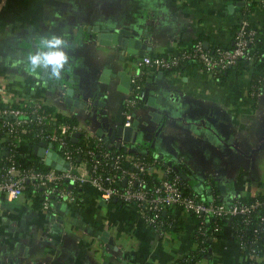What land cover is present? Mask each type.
<instances>
[{"label": "crops", "instance_id": "obj_1", "mask_svg": "<svg viewBox=\"0 0 264 264\" xmlns=\"http://www.w3.org/2000/svg\"><path fill=\"white\" fill-rule=\"evenodd\" d=\"M244 3L0 0V102L38 100L75 115L83 129L107 133L125 118L129 92L118 87L119 77L110 85L100 77L105 68L133 74L140 66L114 45L100 44L94 26L131 30L149 46L145 55L177 52L198 39L205 47L232 45ZM250 19L264 36V0H257ZM52 34L73 46L70 70L60 81L49 79L50 69L27 70L28 53L39 51L40 38ZM145 77L141 102L148 106L135 110L141 130L136 141H124L127 152L173 161L185 171L186 186L206 198L228 202L264 194V84L252 93L251 70L230 67L216 78L193 64L148 69ZM151 110L161 114L159 120ZM24 144L28 154L31 146ZM80 185L76 200L53 199L48 208L36 205L27 191L13 200L0 196V264H180L196 249L193 214L171 207L178 228L160 234L135 205L102 198L87 181ZM261 258L264 263V248ZM188 264H249V257L225 223L207 251Z\"/></svg>", "mask_w": 264, "mask_h": 264}, {"label": "built area", "instance_id": "obj_2", "mask_svg": "<svg viewBox=\"0 0 264 264\" xmlns=\"http://www.w3.org/2000/svg\"><path fill=\"white\" fill-rule=\"evenodd\" d=\"M250 22L244 15L241 17L232 46L205 47L203 41L198 39L189 48L177 52L139 57L137 64L140 68L131 77L132 88L126 100L124 124L133 122L137 105L146 96L143 78L148 69L172 71L185 62H191L215 76L236 64L240 58L254 61L255 55L249 47L257 30ZM261 87H253L252 93L256 94ZM3 103L0 105V196L9 200L19 197L30 186L34 191H41L42 207L48 208L53 199L76 200L78 195L73 185L87 181L102 198H116L135 205L141 218L160 234L169 230L175 221L176 216L168 212L171 207H180L199 217L201 232L205 234L204 225L210 218L237 214L247 218L254 208L262 204L260 199L251 202L238 198L228 202L216 201V197L206 198L196 192L185 191L181 174L160 154L146 158L111 149L102 135L83 129L79 124L62 122L56 128L49 129L44 124L46 115L39 111L43 102L38 100ZM33 119L40 125V141L54 144V150L69 164L67 169L50 167L43 170L21 166L14 160L11 150L22 151L20 134L30 130ZM77 131L84 134L83 139L87 143L90 139L94 140L93 146H72L69 140ZM50 150L52 148L48 146L45 153ZM81 166L85 172L80 170ZM165 214H169L170 218H165ZM218 231L216 224L213 232ZM259 250L257 245L252 249L251 256L257 255Z\"/></svg>", "mask_w": 264, "mask_h": 264}, {"label": "trees", "instance_id": "obj_3", "mask_svg": "<svg viewBox=\"0 0 264 264\" xmlns=\"http://www.w3.org/2000/svg\"><path fill=\"white\" fill-rule=\"evenodd\" d=\"M245 1V0H244ZM257 0H246L242 10L243 15L245 18H248L250 21V14L253 11V8L256 4ZM252 26H254L257 30V33L255 35L254 40L250 44V51L255 55V60L251 61L247 58H240L236 64L232 65L231 67L239 68V69H248L251 70V82L253 84L254 88L260 87V85L264 84V36L260 32L259 28L251 21L250 22ZM239 22L237 23L235 27V32L238 29ZM235 38V36H234ZM233 45V43H232ZM227 45V46H232ZM214 47V46H213ZM212 48V47H210ZM193 63L191 62H185L177 67V70L179 69H185L190 66H192ZM230 68V67H229ZM228 69V68H227ZM223 70L222 72H218L215 77L220 78L222 76H225L226 70ZM146 77L143 78V81H145ZM4 103L0 102V105H3ZM39 111L42 114L46 115L47 120L45 121V126L49 129L56 128L60 123L66 122L69 124H79V121L75 115H65L60 111H57L54 106L47 105L45 103H42ZM33 118V114L31 115ZM44 124H41V126H44ZM40 131V125L36 123V119H33L30 125V130L28 132H22L20 134L22 142L28 143L30 142L32 144L31 150L28 154L22 152L20 149L11 150V154L14 158V160L21 164V166H33L38 169L47 170L50 168L49 165L45 164L40 160V158L33 153L34 145L40 141L38 137V133ZM1 135V133H0ZM84 134L79 137L78 141H74L73 139L69 140L70 144L72 146H78V145H84V146H93L94 140L90 139V141L87 143V140L84 141L83 139ZM87 143V144H86ZM110 145L111 149L119 150V151H125L123 147H117L111 143H107ZM127 152V151H125ZM128 153V152H127ZM135 154V153H134ZM140 156H145L146 158H150V155H142L138 154ZM168 161V160H167ZM4 162V161H2ZM169 162V161H168ZM80 184L75 183L73 185L76 192L80 191ZM183 188L185 191H191L188 186L184 183L183 179ZM27 193L33 198L34 203L38 206L42 207V193L41 191L37 190L34 191L29 186L27 188ZM238 199H241L243 201H254L256 199H260L262 201V204L254 208L248 215L247 218L244 217L242 214H237L234 216H228V217H220V218H210L205 226V234H203L200 229L199 224V217L195 216L196 221V239H197V247L196 249L189 254V256L186 259L181 260L180 264H188L190 262H193L200 258L201 255H203L209 246V241L211 237H215L219 234V232L222 229V225L225 223H228L231 225V227L235 230V238L239 241L241 252L243 255L249 257V264H264L263 260L261 258L262 250L264 248V194H259L255 196H249V197H237ZM219 200L218 198L216 201ZM122 202V201H121ZM165 218H170L169 214H165ZM247 220H244V219ZM218 224L219 231L213 232L214 226ZM179 225V218L176 216L175 221L171 227H169V230L177 229ZM257 245H259L260 250L258 251L257 255L251 256L252 249L255 248ZM145 264V263H141Z\"/></svg>", "mask_w": 264, "mask_h": 264}, {"label": "water", "instance_id": "obj_4", "mask_svg": "<svg viewBox=\"0 0 264 264\" xmlns=\"http://www.w3.org/2000/svg\"><path fill=\"white\" fill-rule=\"evenodd\" d=\"M93 28L97 30V38L100 44L114 45L122 53L128 54L129 56L131 55V59L129 60V62L131 63L134 62L135 64H137L139 57L145 55L146 50L149 48L147 43L142 38L136 37L132 34L131 30H128L126 28H118L116 26L108 29H102L100 26H96V28L94 26ZM66 75L67 72H64L62 74L63 78L67 77ZM117 77L120 78V85L118 87L120 89H123L122 87L125 86L126 88H124V90L129 92L132 88V74L129 72L128 68H122L117 71H113L112 68H105L100 79L107 85H110L113 80H116ZM66 94V101L68 102V105L72 106L73 104H76V100H74L72 97L73 87H69L66 91ZM137 106L138 109H140L141 107H146L148 105L140 102ZM138 109L136 108V110ZM149 114L154 116L155 119L157 118V120H159V115H161L152 110L149 111ZM140 130V120L138 118H135L130 125H125L123 119L117 128H111L110 131L106 133L100 127L97 130V133L102 135L107 143H114L117 147H123L124 141H136ZM80 135L81 132L77 131L74 133L72 139L74 141H78ZM48 146L51 147L52 150L45 153V150ZM124 149L125 151H127L126 147H124ZM33 153L37 155L42 162L49 165L50 167H55L57 169L63 170L69 167V164L65 161L63 156L60 155L56 150H54V144H52L51 142L38 141L34 145ZM169 163L177 172L181 174L182 177H185V171L178 164L174 163L173 161H169Z\"/></svg>", "mask_w": 264, "mask_h": 264}, {"label": "clouds", "instance_id": "obj_5", "mask_svg": "<svg viewBox=\"0 0 264 264\" xmlns=\"http://www.w3.org/2000/svg\"><path fill=\"white\" fill-rule=\"evenodd\" d=\"M45 48L59 50L44 51ZM72 48L73 46L63 36L52 34L50 38L41 37L40 50L35 53L30 51L27 55V61L30 63L27 70L36 73L37 69H50L49 79L60 81L63 79L62 74L70 70L69 50Z\"/></svg>", "mask_w": 264, "mask_h": 264}, {"label": "rangeland", "instance_id": "obj_6", "mask_svg": "<svg viewBox=\"0 0 264 264\" xmlns=\"http://www.w3.org/2000/svg\"><path fill=\"white\" fill-rule=\"evenodd\" d=\"M143 84L145 85V81L143 82ZM144 88V87H143ZM129 95H130V91H129ZM146 97V96H145ZM145 99V98H144ZM143 99V100H144ZM138 107V106H137ZM125 111V110H124ZM24 146H25V148L26 147H30V146H32V144L30 143V142H28V143H26V144H24Z\"/></svg>", "mask_w": 264, "mask_h": 264}]
</instances>
